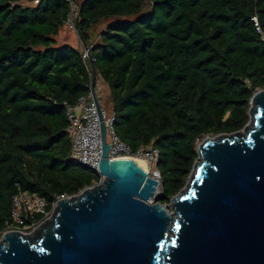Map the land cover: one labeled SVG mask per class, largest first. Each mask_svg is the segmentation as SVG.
I'll list each match as a JSON object with an SVG mask.
<instances>
[{"label": "trees", "instance_id": "1", "mask_svg": "<svg viewBox=\"0 0 264 264\" xmlns=\"http://www.w3.org/2000/svg\"><path fill=\"white\" fill-rule=\"evenodd\" d=\"M0 0V233L19 192L46 201L71 197L99 176L70 160L65 106L107 87L115 136L133 154L158 151L167 205L187 183L205 137L249 121L264 89V0H83L75 27L91 49L59 46L66 0ZM146 6L150 10L143 13ZM115 19L91 37L90 29ZM43 216H35V222Z\"/></svg>", "mask_w": 264, "mask_h": 264}, {"label": "water", "instance_id": "2", "mask_svg": "<svg viewBox=\"0 0 264 264\" xmlns=\"http://www.w3.org/2000/svg\"><path fill=\"white\" fill-rule=\"evenodd\" d=\"M94 85L93 75L103 181L57 199L32 239L1 234L0 264H264V89L252 95L242 130L197 144L169 213L150 202L157 181L131 159L108 158Z\"/></svg>", "mask_w": 264, "mask_h": 264}, {"label": "built area", "instance_id": "3", "mask_svg": "<svg viewBox=\"0 0 264 264\" xmlns=\"http://www.w3.org/2000/svg\"><path fill=\"white\" fill-rule=\"evenodd\" d=\"M38 3L39 0H33ZM70 4V13L65 21V26L77 32L75 27V20L78 16V4L75 0H66ZM256 30L260 34L261 42L264 44V34H262L258 27L257 18L251 19ZM90 47L84 48L83 58L89 57ZM91 84L89 86V93L86 96L81 97L77 103L73 106H65V114L68 121L67 134L70 139V160L76 162L81 167L95 172L99 176V182L103 181V177L99 170V163L102 154L101 145V121L100 116L91 92ZM95 93V92H94ZM97 98V94L95 93ZM98 100V98H97ZM99 102V101H98ZM101 107V106H100ZM101 117L103 119L105 127V138L107 135L110 137L111 142H107L109 145L108 158L109 159H129L133 156H141L144 151V147L141 148L137 154H133L129 146L121 142L113 131V115H108L101 107ZM148 158L144 159L147 163L152 165L151 171L147 172L148 176L157 181L159 186L161 184L160 174L156 170V164L158 162V151L151 146L147 150ZM95 183L94 185L98 184ZM161 193V188H160ZM160 196V194H159ZM64 198L59 197L57 199ZM56 199V201H57ZM56 201L53 202L50 212H46L47 203L44 199L35 195H29L25 192H19L13 196L11 201V220L12 223L6 224V228L3 232L17 231L24 235H30L37 228H39L44 222H35V216L42 215L43 219L52 215L53 209L56 206ZM50 215V216H49Z\"/></svg>", "mask_w": 264, "mask_h": 264}, {"label": "rangeland", "instance_id": "4", "mask_svg": "<svg viewBox=\"0 0 264 264\" xmlns=\"http://www.w3.org/2000/svg\"><path fill=\"white\" fill-rule=\"evenodd\" d=\"M81 1H83V0H75V2L77 4H79ZM20 3L22 5H25V6H33L35 4V2L33 0H21ZM149 10H150V7L146 6L145 9L143 10V13H146ZM113 21H115V19H108L106 21H102L101 23H99L97 25H94L90 29L91 37L93 39H96L98 34L100 33V31L104 30L106 28V26L108 24L112 23ZM56 41H57L59 46L70 45L74 48H78V47L80 48L83 44L80 40V36H79L78 32H75V31L68 29L66 27L60 31L59 35L56 37ZM96 84L97 85L95 88V93L97 94V98H98L100 106L105 110V112L108 115H112V104H111L110 94H109V91H108L106 85L99 79L97 80ZM214 137H209V138H214ZM106 140L108 143L111 142L110 137L108 135L106 137ZM201 141H199V142H201ZM199 142L197 144H199ZM147 150H149V147L144 149V151L141 153V156H136L134 158H140V159L141 158H143V159L148 158ZM147 165L149 167V172H150L152 169V165L150 163H147ZM159 194L160 193H157L155 195V197L158 196ZM150 202H151V204H157V200L155 198H152ZM167 205L168 206L166 207V210L169 213H173V209H172L170 203ZM51 216L48 218L42 219L43 220L42 222H46L47 220L50 221ZM29 234H31V233H29ZM0 238H1V235H0Z\"/></svg>", "mask_w": 264, "mask_h": 264}, {"label": "bare ground", "instance_id": "5", "mask_svg": "<svg viewBox=\"0 0 264 264\" xmlns=\"http://www.w3.org/2000/svg\"><path fill=\"white\" fill-rule=\"evenodd\" d=\"M239 135H243L242 133H239ZM134 157H136V156H133V157H129V159H131V160H133L140 168H142L145 172H148V170H149V167H148V165H147V163H146V161L143 159V158H134ZM160 191V186L158 185L157 187H156V191H155V194H157L158 192ZM186 192V190H184L183 191V193H185ZM45 225V223L44 224H42L39 228H37L35 231L37 232V231H39V230H41L42 228H43V226ZM34 231V232H35ZM33 232V233H34ZM32 233V234H33ZM32 234H30V235H27L29 238H33L32 237ZM34 235V234H33Z\"/></svg>", "mask_w": 264, "mask_h": 264}, {"label": "crops", "instance_id": "6", "mask_svg": "<svg viewBox=\"0 0 264 264\" xmlns=\"http://www.w3.org/2000/svg\"><path fill=\"white\" fill-rule=\"evenodd\" d=\"M36 4L37 3H35L33 6H36ZM87 47V46H86ZM82 50H84V48H85V45L84 44H82V46L80 47Z\"/></svg>", "mask_w": 264, "mask_h": 264}]
</instances>
